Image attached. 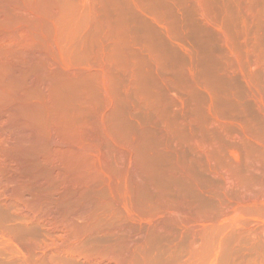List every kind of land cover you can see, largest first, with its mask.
Returning a JSON list of instances; mask_svg holds the SVG:
<instances>
[{
	"label": "bare ground",
	"instance_id": "1",
	"mask_svg": "<svg viewBox=\"0 0 264 264\" xmlns=\"http://www.w3.org/2000/svg\"><path fill=\"white\" fill-rule=\"evenodd\" d=\"M117 2L122 8L124 4H121V0L115 3ZM132 2L130 0L127 3L132 5ZM107 3L114 4V0H0V207L3 206L5 209L15 207L23 215L21 218L18 216L19 213L16 214V210L14 211L16 214L14 215L19 220H23V217L24 220L26 217L32 221L40 220L48 226L45 227L53 237L51 242L48 240L49 244L43 246L45 242L39 245L34 238L33 241L32 239L21 243L19 241L20 249L26 259L32 262L31 264H39V262L62 264L64 259L61 257L62 260L58 261L57 257L67 253L82 254L97 264H150L153 259L144 252L147 251L148 246L150 248L151 244L159 241V238L160 240L166 238L165 241L169 239L168 244L173 243L174 240L177 241V245L181 242L185 243V246L181 243L186 248L185 254L175 264H225L228 262H225L227 258L229 261L232 259L233 262V257L229 258V256L232 255L233 248L239 244L232 247L236 244L233 242H236L237 238L251 231L264 234V145L257 144L247 128H241L233 132L234 134L231 133L236 151L226 153L225 156L216 140L204 141L196 131V133L191 132L190 136L187 134L181 136L179 128L182 126L184 128L186 123L181 126H178L180 124L176 126L175 123L172 126L164 120L165 125L162 124L158 128L162 121L160 120L161 123L158 125L159 120L157 123L154 118L158 132L149 133L151 128L155 127L150 125L149 135L146 130L147 135L144 129L139 130L138 126L135 127L139 125L137 121L134 123L135 126L132 125L133 127L131 123L128 124L129 113L123 116L126 112L122 110V104L129 103L126 106H132L130 104H132L131 100L134 101V94L132 97L131 94L139 87L138 83H141L138 82L139 72L138 74L134 72L137 68L132 69L136 63L132 61L134 64L132 63L131 67L130 63L122 61V58L132 60L134 55L132 58L125 56L129 54H123L116 44L121 40L125 43L122 39L125 34L123 32L121 34L120 31L125 30L127 23L125 24L124 21L128 19L123 17L126 14L122 17L126 20L121 18L122 15L119 16V19L123 20L120 19V24L124 23V28L121 26L119 28L118 23L115 22L117 17H113V20L110 18L115 14L109 12L111 9H108L110 7H107ZM129 4L126 6L129 7ZM116 6L114 8H117ZM196 6L198 12L206 17L208 12L203 3L198 1ZM118 9L114 11L119 12ZM208 9L210 11V8ZM126 28L129 29L128 26ZM117 31L120 33L115 34ZM114 34L118 36L121 34L122 38L121 35L119 36L121 40L116 42L117 37H114V42L107 44L106 39L112 40ZM148 85L145 86L149 87ZM121 89L124 90L127 102L121 100L124 95V93L120 95ZM146 96L142 99L143 102L147 101ZM192 97L195 96L191 95ZM126 106L125 111L128 110ZM169 108L171 109L170 106ZM156 109L160 111V108ZM164 111H161V114ZM133 114L131 111L134 117ZM122 117L128 119V122L125 119L124 124L130 125L131 130L138 128L137 134L130 133L128 126L124 127ZM188 117L191 118L192 115ZM180 118L184 120L183 116ZM192 118L194 121L197 119L196 116ZM209 118L211 121L214 120ZM178 119L177 117L176 120ZM171 121H174V118ZM190 121L192 120H189V123ZM198 124L200 127V123ZM141 128L148 129L147 126ZM154 130L155 128L152 132ZM201 131L204 132L203 129ZM203 132L201 137L204 136ZM178 133L180 137L188 139L185 138V141L181 138L185 147L190 145V150L193 149L197 155L206 159L204 162L200 160L201 165L207 161L212 169L210 172L215 173L217 175L213 174L215 177H221V183L218 185V182L217 188L210 187L212 189L210 192L213 190L220 192L222 194H219L224 197L219 204L217 202L216 208H211L215 203L213 206L208 204L210 206L208 208L197 202H191L198 195L197 188L194 191L190 187L195 192L191 201L187 200L183 192L182 196L178 195L177 197H180L175 200L167 197L161 183L164 179L168 178L169 184L172 180L168 185L169 189L166 190L165 187L166 192L170 193L175 187L174 184L180 187L179 183L186 182L185 185L189 181L195 183V177L192 176L194 172L192 164H196L195 157L192 158L194 162L192 161L190 165L193 169L191 172L189 165L184 164L183 155L182 157L181 154L179 155L183 160L179 158L172 163L176 156L172 151L167 152L166 143L173 136H178ZM151 134L157 139L156 144L153 143L155 139L151 141ZM175 140L171 142L175 143L177 141ZM178 142L181 143L180 140ZM172 143L171 146L178 144ZM168 144L170 146V143ZM184 146H180L177 150H182V153L181 148ZM172 150L174 151L173 146ZM223 150L226 152L225 149ZM238 150H242L240 155ZM163 152H166L165 155L167 153L170 155L171 152L174 157L172 155L169 157L167 154L169 157L167 158ZM163 158L167 161L171 158L172 162L169 160L171 167L170 162L162 161ZM160 161L170 168L167 166V169L163 168L165 165H160ZM197 163L199 164L198 160ZM180 178L185 179L183 183L174 181V179L181 180ZM182 187H180L181 191L184 189L183 185ZM178 190L177 192H181ZM200 192L203 191L200 189ZM196 200L199 202L197 198ZM23 224L25 225V221ZM12 231L15 233L17 230ZM110 234L116 236L117 239L113 238L116 243L115 241L114 244L111 243L113 241H110ZM94 235L99 237L110 235L107 240L110 246L104 244L103 248L104 245L101 247L102 243H100L101 248L98 244V248L94 249L95 246L88 245V240H86L87 244L85 243L87 246L83 244L85 238L92 237L93 240L98 238ZM159 242L162 243V240ZM162 244L160 246H164L165 243ZM91 246L93 249H89ZM182 246H179V249L176 247L178 252L175 251L174 246L173 251L180 254L179 250ZM152 247L155 249L157 246L152 245ZM168 247L170 248V245ZM162 249L159 250V254L158 251L156 253L160 255ZM164 250L168 249L165 247ZM147 252H150V249ZM162 255L159 256L160 260L163 259ZM180 255H176L175 258L171 255V257L176 259ZM166 258L165 260L169 259L168 256ZM73 261L69 263H74ZM169 263L172 264L173 261L166 264Z\"/></svg>",
	"mask_w": 264,
	"mask_h": 264
},
{
	"label": "rangeland",
	"instance_id": "2",
	"mask_svg": "<svg viewBox=\"0 0 264 264\" xmlns=\"http://www.w3.org/2000/svg\"><path fill=\"white\" fill-rule=\"evenodd\" d=\"M116 1L117 0H114V4H116L118 6L114 5L113 3H107L108 4L107 7L108 6L110 7L108 9L109 10L111 9L109 12L112 13L113 15L115 14L114 16H112L109 13L111 15L110 18H112V20H113V17H117L116 19L114 18L115 22L118 23L117 26L119 28H120V26L122 28H124V26H123L124 23L122 22L123 24H120V19L126 14V16H124L123 18L127 17L126 19H128V20L123 19V18L122 19L126 20V21H124L125 24L129 23L128 25L126 24V26H128L130 30L128 28H126V26H125V30L122 31V29H121V31H120L121 34H122V32L125 34L123 38H122V35L120 34L121 38L123 39V41L125 43L122 42L121 38L119 37L120 35L119 36L115 35L117 33L119 34L120 33L119 31H117L112 36L113 37L112 40L109 39V41H108V39H106L107 40L106 43L108 44L109 42H114L116 37H117L115 40L116 42H119V39L121 40L120 41V43H122L121 46H120V43L119 44L116 43L121 48L119 50L123 54H129V55H125V56H129V58H132V56L134 55L132 60L125 59V60H127V61H125L122 58V57H124L123 54L120 53V55L122 54L121 55L122 61L125 63L126 62L130 63V66L133 65L134 62L136 63L133 65V67L132 66L131 67L133 70L136 68L138 69V70L137 69L134 70V72H135V74L136 73L138 74V72H139V74L137 76H138L140 81L138 80V82L141 83V84L138 83V85L140 87V88L138 87L136 90L138 92L134 91V93L131 94V97L134 94V101L131 100L132 104H130V105H132V106H130V107H132V109L130 107L126 106L129 103H127V104L125 103V105H124V103L122 104V110L124 112H126L125 114H123V116H127L126 114L129 113V115L127 116L128 119H130L128 124L131 123L130 125L132 126V125H134V123L138 122L139 125L135 124L136 126L135 125L134 126L135 127L138 126L139 130L140 129H144V131L146 130L147 133H148V131H150V129H149L150 127L148 128V126H150V125H151V127L155 126L154 132H152V129H154V128H151V131L149 133H153V134L156 133L157 134L158 130L156 131V129H158L159 127L162 126L164 120H165L164 121L165 123L167 122L170 125L172 124V126H174L175 123H177L176 126L178 124H180L178 126H181L182 124L186 123V126H184V128H182L183 126L181 128L178 127L179 133L181 134V136H184L182 134H187L188 136H190L191 132L196 131V132L200 133V134H198V133L197 134L204 141L210 142V140H211V141L215 142V140H216L218 145L221 146L222 154L225 156H226V153L229 154L233 151H236L235 150L236 145L232 139L233 138L232 134H234L233 132H235L236 130H239L241 128H247L248 131L250 132V135L253 136V139L256 141V143L260 144V145H264V117H263L264 116V110H263L264 109L263 108L264 107V96H263L264 95V0H203V1L202 0H188V1L187 0H131V1H133L132 5L127 3L130 0L129 1L128 0H126V1L121 0V4L123 3L124 5L123 4L122 5L124 7L128 4L130 5L129 7L126 6L125 8L121 4H120V6H122V8H120L118 2L115 3ZM196 1L197 2L201 1L203 3V5L205 6V9H207L206 11L208 13H210V12L211 13L209 15L207 13V16L203 17V15H201V13L198 12L199 10L197 9V6H196L197 2ZM208 3H209V6L207 7ZM114 6L119 8L118 9L119 12L114 11V9L115 10L117 9V8H114ZM132 6L135 8H132ZM208 8H210V11ZM120 9H122L121 10V11H123L122 13L120 12ZM127 12L129 15H127ZM129 12L130 13L134 12L133 13L134 16H133V14H130ZM116 13H118V14H116ZM120 15H122V16L119 19ZM117 20H118V22H117ZM205 21H207V22H205ZM206 23H207V25H206ZM168 25H170V26H168ZM131 30L133 32H131ZM126 32H128L129 34ZM226 32H229V33H226ZM126 37H127V39H126ZM128 44H129V46H128ZM130 48H131V51H130ZM124 52H126V53H124ZM157 56H159V57H157ZM239 57H240V59H239ZM254 57H255V59H254ZM135 59H136V61H135ZM234 60H236V63H234ZM132 61H134V62H132ZM139 64H140V66H139ZM242 65H245V66H242ZM224 66H226V67H224ZM134 67H136V68H134ZM139 68H141V69H139ZM185 69H187V70H185ZM139 75L143 76V77H140ZM145 85H148L149 87H147ZM176 86H178V87H176ZM150 87L152 88L153 91H151ZM142 88H144L145 90ZM147 88H148V91H146ZM174 88H175V90H174ZM191 90H192V92H191ZM175 92H176V94H175ZM122 93H124V90L121 89L120 95H123ZM144 93H145V95H144ZM124 95H125V93H124ZM124 95L121 97V100L123 102L126 101V95L125 96ZM137 95H139V96H137ZM181 95L183 98L181 97ZM191 95L195 96V97L191 98ZM145 96L147 98V101L144 100V102H143L142 99L145 98ZM148 97H149V99H148ZM255 97L258 100H256ZM135 100H136V102H135ZM153 101H156V103L154 104ZM161 102H163V103H161ZM261 103H262V105H261ZM168 105L171 107V109L169 108ZM125 106L128 108V110L126 108V110L128 112L124 110ZM136 106H138V107H136ZM147 106L149 109L147 108ZM261 106L263 109L261 108ZM164 107H166V108H164ZM175 107H176L177 111H176V109H174ZM136 108L137 109L140 108V109L136 110ZM144 108H147V110ZM151 108H153V109H151ZM156 108H160V111H159V109H156ZM178 108L180 111L178 110ZM133 109H135V110H133ZM164 109L166 112L164 111ZM157 110L159 112H157ZM184 110H186L185 113H184ZM187 110H189V111L187 112ZM131 111H132V113H134L133 114L134 117L131 115ZM161 111H164V113L161 114ZM138 112H139V114H138ZM141 112H143V113H141ZM206 113L208 114V116ZM190 115H192V117L196 116L197 119L195 118L196 120L194 121L192 117L191 118L188 117ZM180 116L181 117L183 116L184 120H180L181 119ZM147 117H150V118H147ZM152 117H153V119H152ZM177 117L179 118L178 120H176ZM209 117H211V119L212 120L214 119V120L211 121ZM154 118H155L156 122L159 120V123L157 122L158 125L162 121L160 126L156 125V122H154L155 121ZM173 118H174V121H171V120H173ZM125 119H126V117H125ZM125 119H124V117H122L123 124H124V122H126V120L128 122V119H126V120ZM151 119L153 122L151 121ZM187 119L192 120L197 125L194 124L192 121H190V123H192L190 125L189 120H187ZM131 120H135V121L133 122ZM166 120L171 121V122H168ZM142 121L144 122L145 126H147V128L149 130L146 128H141L142 126L145 127ZM150 121H151V123H150ZM182 121H185V122H182ZM217 121H218V124H217ZM220 122L223 124H221ZM165 123L163 125H165ZM198 123H200L201 129H200ZM187 124H189V125H187ZM209 124H211V125H209ZM245 124H247V125H245ZM125 125L128 126V128L125 127ZM130 125H127L125 123L124 127L127 128L130 133L135 132V134H137L136 130L138 128H134V130L133 129L131 130L129 127ZM215 125L216 126L218 125L217 129H216ZM157 126H158V128H157ZM223 126H224V129H223ZM188 127H190L189 130H188ZM248 127L251 129H249ZM218 128H220L221 130L220 129L218 130ZM202 129L204 130V132L201 131ZM146 131H145V133H146ZM199 131L203 132L204 136L201 137L202 134ZM147 133H146V135H147ZM149 133H148V135H149ZM179 133H178V136L180 135ZM153 134H151L150 135L151 137L150 136L149 137L151 138V141L153 139H155L156 141L155 142L152 141V142L154 144H156L157 139L152 137ZM206 135H208V136H206ZM230 135H231V137H230ZM178 136L177 135L173 136L174 140L175 139L177 140V141L175 140L176 141L175 143H178L175 146L172 145L174 151L172 150V146H171V143L174 141V140H172L173 137L168 142V143H170V146L168 143H166V146L168 147V149H167L168 151L167 150H165V151H167V152L172 151V154H175V156H176V157H174V155H172L171 152H170V155L167 153L169 155V157L171 155L174 157V159L172 160L173 162L170 160L171 158L168 159V161L166 158H163L162 161H164V162L167 161V163H169L171 161L172 163H174V160L180 158V156H179L180 154H181V157L183 155L184 160H183V158H180L179 160H183L185 162V163L184 162L183 163L186 166L189 165V167H190V168L188 167L189 171L192 172V170H193L192 166L194 165V172H193V174L192 173L191 174H192L193 178L195 177L194 178L195 183L192 181H189V183H187V185H185V183H186V182H184L185 179H183V180L181 178H180L181 180L174 179V181H176V182H177V180L181 181L182 183L184 182L183 184L177 182L180 184V185L179 184L178 185L181 188H183L182 187V185H183L184 189L181 191L180 187H178L177 184L173 183L174 184L173 187L174 186L175 187H174V189L170 188L172 191L171 192L172 194H171L168 191L166 192V190L169 189L168 185H170L172 183V180H171V183L169 184V181H168L169 179L166 178L167 180L164 179L163 180L164 183H163V181L161 183L164 186L163 189H164L166 195H168L167 197L168 198L171 197L175 200V199H178L180 196H182V192H183L184 196H187V200L191 201V199L193 197L192 195H195V192H194L195 188H197L196 193L198 195H196L197 197L196 196L195 197L199 200V202L196 200L195 197L193 199L194 201L192 200L191 202H193V203L197 202V203H199V205L202 204L201 206H204V207L207 206L208 208L210 207L209 205L212 204L211 206H213V204L215 203L214 207H211V208H216L217 205L219 204V201L221 202L224 199V197L222 195H220L222 193L216 192L214 190H213V192L211 191L212 192L211 193L210 190L213 189L212 186L215 189L218 187V185H220L221 177H215L217 175L215 173H213L215 175L214 176L212 174V172H210V171H212V169L208 166L207 161H206V163L201 165V161L204 162L206 159L201 155H197L193 149L190 150V147H189L190 145L187 143L188 141L185 143L188 144L189 146L188 147L184 146L183 141L184 140L186 141V139H187L186 137H185L186 138L185 139L183 137H180V136L178 137ZM254 136H255V138H254ZM256 136H258V137L260 136V137L258 138ZM181 138H183L184 140H182ZM179 140L181 143L178 142ZM175 143H172V144H175ZM182 143H183V145H180ZM178 145L184 146V148H181V149H183L182 153H181L182 150L181 151H180V149L177 150L180 147ZM163 146H165V145H163ZM177 146H178V148H177ZM222 146H224V147H222ZM238 146H241V144H238ZM169 147L171 148V150ZM222 148L225 149L226 152ZM238 148L240 149V147H238ZM240 151H242V150H240ZM240 151L238 150L239 155L241 153ZM173 152H175V153H173ZM165 153L163 152L164 156L169 158L167 156V154L165 155ZM192 158H194V161H196V164L193 163L194 161L192 160ZM201 158L202 159L204 158V159L202 160ZM161 159H162V157H161ZM185 159H186V161L188 160L187 164H186ZM195 159L198 160L199 164L197 163V160H195ZM189 161H191V163ZM164 162H162V163H164ZM171 162H170V167L172 165ZM188 162L190 164H188ZM162 163L160 161V165ZM191 164H192V166H190ZM205 164H207V165H205ZM162 165L164 166L165 164H162ZM166 166L169 167V165L166 164L163 168L167 169ZM197 176H198V178H196ZM211 178H212V180H211ZM196 179H198L199 181ZM165 181L168 182L167 186H166ZM196 182H198V183H196ZM218 182H219V184H218ZM214 183H216V184H214ZM204 185H206V186H204ZM165 187L167 188L166 190H165ZM171 187H172V185H171ZM190 187L193 188L194 191ZM177 188L181 192H177V190H178ZM200 189L203 192H200ZM214 192H216V193H214ZM185 193H187V194H185ZM178 195H180V196L177 197ZM188 195H191V196H188ZM171 198H170V200H171ZM181 198H183V197H181ZM217 202H218V204H217ZM197 203H195V204H197ZM1 207H0V209H2V210H0V216H1L0 219L2 221H0V226L2 228H0V264H31L32 262L27 260L26 257L24 256V253H22L19 244L21 242H24V241H31V239L33 241V238H34V240H35V242H37V244L40 245V244L45 242L44 244H42V246L47 245V244H49V241L51 239L53 240L52 234H50L51 232L48 230V228L45 227L47 225L45 223L41 222L40 220L32 221V219H29V220L26 219L27 217L25 218V220H24V217H23V220H21V219L19 220L15 215L17 213H19L18 216L21 218L23 215H21L19 210H16L15 207L14 208L11 207V209H9L10 207L9 208L6 207L8 209H5V207H3V206H1ZM3 208H4V210H3ZM15 210H16V214L14 212ZM24 221H25V225L23 224ZM36 222H39V223H36ZM33 225H35V226H33ZM26 226H27V229H26ZM1 229H3V230H1ZM14 229H15V231L17 230L15 233H13V231H12ZM9 230H11V231L9 232ZM1 232H2V234H1ZM5 232H7V233H5ZM8 232H9V235H8ZM250 233H252V234H250ZM250 233L244 234V236L240 237L241 240H240V238L239 239L237 238L236 242H233V244L234 243H236V244L233 245L232 247L236 246L237 243H239L236 247L233 248L234 249V251H232L233 256L231 255V253H229L231 255V256H229V258L233 257V262H232V259L229 261L228 258L225 260V262L228 261L230 264H264V234H261L258 232L254 233L252 231ZM23 235H24V237H23ZM25 235H27V236H25ZM31 235L33 236L32 238H31ZM98 235H94V237H96ZM101 235H100V237L98 236V238L94 239V240L91 239L92 237L89 238V239H91V241L88 238L87 239L85 238L84 239L85 242H83V244H85L87 242L86 240H88L89 242L92 243V244H90L88 242V245L95 246L94 249H96L98 244H99V248H101L104 244H106L109 247L110 242H108L107 240H109L108 238H110V237L112 238V240L110 238V241H113L111 243L114 244V241L116 243V240L113 239V238H116V236H113L112 234H110L111 236L108 235V237H102ZM106 235L103 234V236H106ZM260 235L261 236L263 235V236L260 237ZM20 237H22V238H20ZM8 238H11V239H8ZM15 238H16V240H15ZM25 238H26V240H21V239H25ZM29 238H30V240H29ZM18 239H20V240H18ZM99 239H100V242H99ZM163 239L161 238L162 243L163 244L165 243L164 246H160V244H162V243L159 242V241H161L159 238V241L157 240L158 243H157V241L155 242V243H157V245H156L157 247L155 246V243H154V244L150 245V248L148 246V249H150V252H147L148 249H147V251L145 249L146 252H144V254L146 256L148 255L149 258L151 257L150 259H153V260H151L150 264H154V263L155 264H158V263L162 264V262L164 264L165 262L168 263L171 261H173L174 264L178 263L179 259L182 258L185 254L186 248L182 246L185 243L181 242V243H183L182 245H181V243H178L180 245H177L176 244L177 241L174 240V242H173V240H172L173 243L168 244L169 239H167V241H165L166 238H163ZM104 240H106L107 243ZM19 241H20V243H19ZM93 241H94V243H97V244H94ZM12 242L14 244H12ZM170 242H171V240H170ZM100 243H102L101 247H100ZM258 244H259V246H258ZM12 245H14V246H12ZM152 245L154 247H156L155 248L156 250L152 247ZM167 245L168 246L170 245V248L172 249V251L175 249H176L175 251H177V248L179 246L180 247L182 246V249L184 250V252L182 249H180L181 251L179 250V252H180V254H183V255H180L179 253L177 254L175 251H173V253H175L176 255H180V256H177L176 259H174L176 257V255L171 253L172 251ZM171 245H173V246L171 247ZM8 246H11V247H8ZM174 246H175V249H173ZM104 247H105V245L103 246V248ZM162 247H164V248L166 247V249H168V250L170 249V250L169 251L167 250L168 251L167 252L166 250H164V248L162 249ZM232 247H231V250H232ZM10 248H11V250H10ZM13 249H16V250H13ZM89 249H93L92 246ZM161 249H162V251H161L160 255L163 254L162 255L163 259H161L162 261L160 260V257H159L160 255H158L159 250H161ZM16 251H18V252L16 253ZM156 251H158L157 252L158 254L156 253ZM148 253H150V254H148ZM154 253L157 255H154ZM170 253H171L172 257L174 256V258L171 257ZM71 254L72 253H67L64 256H62L63 254L59 255L57 257V258H59L58 261L64 259V261L61 262L62 264H64V262H65V264L66 263H68V264H77V263L82 264L85 262L88 264L89 263L97 264L93 260L90 261L88 258H85L84 255L82 256V254H78V253H76V254L73 253L72 255ZM70 255L72 256V259H71ZM19 256H20V259H19ZM76 256L79 258H77ZM80 256H82V257H80ZM166 256H168V258H169L168 260H165V259H167ZM61 257H62V259H61ZM158 257H159V262L157 263L156 260H158L157 259ZM80 258H82V259L80 260ZM75 259H76V262H75ZM67 260H69L70 262H72L74 260L73 261L74 263H69V261H67ZM174 260H177V262H175ZM227 263H225V264H227ZM33 264H38V263H33ZM39 264H42V263L39 262ZM44 264H46V263H44ZM169 264H171V263H169Z\"/></svg>",
	"mask_w": 264,
	"mask_h": 264
}]
</instances>
